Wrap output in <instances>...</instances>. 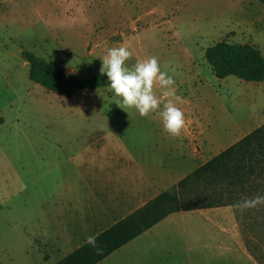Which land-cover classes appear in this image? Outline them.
Here are the masks:
<instances>
[{
	"label": "rangeland",
	"instance_id": "obj_1",
	"mask_svg": "<svg viewBox=\"0 0 264 264\" xmlns=\"http://www.w3.org/2000/svg\"><path fill=\"white\" fill-rule=\"evenodd\" d=\"M222 40L264 54V4L0 0V264L57 263L264 124V81L219 78L207 61V49ZM120 46L132 52L129 67L154 56L173 77L172 96L158 84L154 92L184 112L179 137L163 131L157 113L119 107L107 77L71 98L29 78L24 51L87 79ZM246 182L233 206L211 209L220 222L233 219L253 260L264 264V204L235 207L264 196V163ZM222 224L180 212L99 264H234L238 253L220 245H238L218 232Z\"/></svg>",
	"mask_w": 264,
	"mask_h": 264
},
{
	"label": "trees",
	"instance_id": "obj_2",
	"mask_svg": "<svg viewBox=\"0 0 264 264\" xmlns=\"http://www.w3.org/2000/svg\"><path fill=\"white\" fill-rule=\"evenodd\" d=\"M24 55L30 63L29 78L61 96L71 98L81 90L106 85V74L87 79L67 76L33 52ZM206 58L219 78L264 81V54L255 45L222 40L207 49ZM263 154L264 124L197 167L174 190L160 193L95 235L99 252L86 242L55 264H98L172 213L233 206L234 196L247 190L246 181L264 163Z\"/></svg>",
	"mask_w": 264,
	"mask_h": 264
},
{
	"label": "clouds",
	"instance_id": "obj_3",
	"mask_svg": "<svg viewBox=\"0 0 264 264\" xmlns=\"http://www.w3.org/2000/svg\"><path fill=\"white\" fill-rule=\"evenodd\" d=\"M131 57L132 52L125 46L112 47L107 50L106 55L101 57L100 73L107 75L108 90L115 97L113 101L126 111L134 108L141 117L157 113L161 119L163 131L169 136L179 137L185 126L184 112L171 100L162 102L154 92V87L158 84L161 88L169 89L163 92V96H172L173 92L170 89L175 83L173 77L161 71L159 61L154 56L137 61L129 67L126 62ZM260 204H264V196L243 200L235 207L243 212ZM86 242L98 252L100 251L97 248L95 236H88Z\"/></svg>",
	"mask_w": 264,
	"mask_h": 264
},
{
	"label": "crops",
	"instance_id": "obj_4",
	"mask_svg": "<svg viewBox=\"0 0 264 264\" xmlns=\"http://www.w3.org/2000/svg\"><path fill=\"white\" fill-rule=\"evenodd\" d=\"M180 212H193V213H198L201 216L202 215H204V216L207 215V217L210 219V222L213 225L214 224L218 225L220 223H225L224 225L222 224V228L221 229L218 228L219 229L218 232L219 233H223L225 235H229L230 237H233L234 240L237 242L238 247L234 248V247H232L230 245L222 244V245H220V248L222 250H224L225 253H229V252L230 253L231 252L238 253L237 257L239 259L241 258L242 260H234V261H232L234 264H258L256 261L253 260V255H252L251 251L248 250V248L244 245V243L242 241V238H241V235H240V232L237 229L236 225L231 222V221H233V219H230V221H229L230 223L229 222H220L219 220L222 219V218H220V216H221L220 213L221 212L219 213L217 208H212V209L211 208H205V209H196V210H192V211H180ZM180 212H176V213L170 214L164 220H162L161 222H159L158 224H156L154 227H152L151 229L147 230L143 234H145L147 232L157 231L158 230L157 227H161L163 225V223L165 224V223H168V222L174 220L176 218V214L180 213ZM208 215H212V217H209ZM143 234H141L138 237H141ZM137 238H135V239H137ZM105 259H107V258H105ZM104 260H102V261H104Z\"/></svg>",
	"mask_w": 264,
	"mask_h": 264
}]
</instances>
